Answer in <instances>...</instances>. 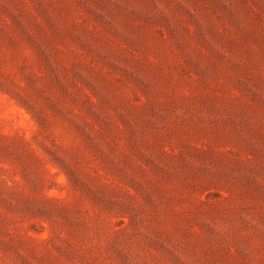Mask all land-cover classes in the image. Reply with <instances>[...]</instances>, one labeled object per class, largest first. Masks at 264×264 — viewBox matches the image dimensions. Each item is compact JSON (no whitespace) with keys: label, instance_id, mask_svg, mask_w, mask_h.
I'll use <instances>...</instances> for the list:
<instances>
[{"label":"rangeland","instance_id":"rangeland-1","mask_svg":"<svg viewBox=\"0 0 264 264\" xmlns=\"http://www.w3.org/2000/svg\"><path fill=\"white\" fill-rule=\"evenodd\" d=\"M0 264H264V0H0Z\"/></svg>","mask_w":264,"mask_h":264}]
</instances>
